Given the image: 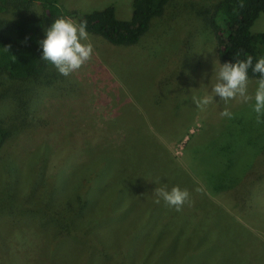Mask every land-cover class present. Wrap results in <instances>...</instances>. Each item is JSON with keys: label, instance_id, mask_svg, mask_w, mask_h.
<instances>
[{"label": "rangeland", "instance_id": "374dc122", "mask_svg": "<svg viewBox=\"0 0 264 264\" xmlns=\"http://www.w3.org/2000/svg\"><path fill=\"white\" fill-rule=\"evenodd\" d=\"M131 1L57 4L77 14L111 5L127 19ZM216 1L168 0L132 45L89 33L92 59L69 76L52 65L36 78L0 79L9 130L0 143V264H264V180L242 218L221 209L203 178L228 171L227 161L242 169L264 145L254 100L194 103L216 81L206 12ZM39 9L6 4L0 18ZM250 31H264V14ZM256 87L249 78L250 95ZM225 108L231 119L220 116ZM173 186L190 193L180 211L155 194ZM70 221L78 227L66 233Z\"/></svg>", "mask_w": 264, "mask_h": 264}, {"label": "trees", "instance_id": "16d2710c", "mask_svg": "<svg viewBox=\"0 0 264 264\" xmlns=\"http://www.w3.org/2000/svg\"><path fill=\"white\" fill-rule=\"evenodd\" d=\"M167 1L132 0L129 18L121 19L115 16L111 5L77 14L64 10L57 0H0V12L6 9V4L14 8H27L34 4L40 8L36 16L0 18V79L15 82L36 78L52 66L50 62L41 60L42 48L38 42L56 18L74 15L77 22H87L88 33L99 35L110 44L127 46L139 40L147 31L151 19L161 15ZM207 11L208 24L217 43V58L221 63H234L248 54L253 57L254 65L258 58L264 57V31H250L256 17L264 14V0H218ZM237 53L240 55L237 56ZM248 76L257 80L260 78L251 69ZM8 134L9 130L0 125V143ZM225 167L229 170L213 176L210 173L204 175L206 186L213 185L215 200L221 209L222 206L234 208L245 218L246 211L250 209L251 190L264 180V145L253 157L245 160L242 169H231L230 161ZM91 172L86 174L88 180ZM8 183L16 185L13 179ZM206 192L211 196V192ZM77 200L81 201L79 197ZM59 223L60 220L54 221L57 231ZM69 223V228L64 227L66 233L78 227L72 221Z\"/></svg>", "mask_w": 264, "mask_h": 264}, {"label": "clouds", "instance_id": "9594fccd", "mask_svg": "<svg viewBox=\"0 0 264 264\" xmlns=\"http://www.w3.org/2000/svg\"><path fill=\"white\" fill-rule=\"evenodd\" d=\"M87 22H76L71 18H56L46 28L45 36L38 43L42 48L41 60L50 62L63 76L79 70L93 56V46L89 42ZM213 49L208 52H212ZM240 54L237 53V56ZM219 63L216 69V81L211 87L210 94L201 98H193L195 105L204 110L213 103V96L218 95L221 101L240 99L243 103L254 100L252 110L256 113V122L261 123L264 116V57H260L253 65V57L245 54L244 59L235 60L234 63ZM249 69L253 74H259L254 95L248 93ZM221 117L232 118L233 114L227 108L220 112ZM155 194L168 206L176 211L182 210L185 203H190V193L187 189L173 186L170 190L166 187L155 189ZM157 199V203L160 202Z\"/></svg>", "mask_w": 264, "mask_h": 264}]
</instances>
